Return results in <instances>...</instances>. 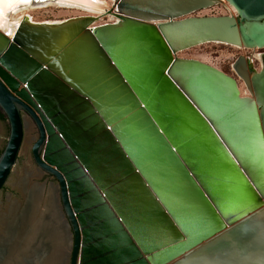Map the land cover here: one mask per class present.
Returning a JSON list of instances; mask_svg holds the SVG:
<instances>
[{"label": "water", "instance_id": "95a60500", "mask_svg": "<svg viewBox=\"0 0 264 264\" xmlns=\"http://www.w3.org/2000/svg\"><path fill=\"white\" fill-rule=\"evenodd\" d=\"M220 5L236 13L198 16ZM112 8L116 23L26 18L12 38L0 32V193L18 178L28 114L34 161L59 182L70 264H264V62L234 63L246 96L235 77L179 57L212 43L264 49V0Z\"/></svg>", "mask_w": 264, "mask_h": 264}, {"label": "flooded vegetation", "instance_id": "af4514ba", "mask_svg": "<svg viewBox=\"0 0 264 264\" xmlns=\"http://www.w3.org/2000/svg\"><path fill=\"white\" fill-rule=\"evenodd\" d=\"M252 50L256 51V49H251L250 51ZM257 51L264 57L263 49H257ZM257 64L261 69L259 62H257ZM24 116L26 137L28 135V131H30L31 135H37L38 138L39 131L35 121L28 114H25ZM37 138H32V141L30 140L31 142L29 141L26 146L24 142L25 150L28 148V151L26 152H29L28 155H31L34 167H30V172H25L24 174L23 172L19 173L18 178H15L14 196L7 193V187H5L0 193L1 200L6 196V207L9 205L12 207V209H8L9 212H7L4 217H0V264L4 262L9 255L13 241L23 242L25 239L34 235L33 232L36 230L38 225L42 226L44 221L46 225L49 215H46L45 213L50 208L55 209L57 215L59 214L57 218L59 221L57 220V222H55L59 230H55L61 237V241H59V243L62 244V249L64 250L63 256H61L63 257V259H61L63 263H61L70 264L68 247L70 243L71 229L67 227V217L62 208L59 182L54 176L42 171L35 163L32 155V147ZM33 168L34 170H32ZM47 204H49V206ZM56 204L57 207L59 206L58 211L56 210ZM2 226H8L6 229L8 232L7 236H2V234H4ZM20 232L22 236L20 235ZM43 232L44 233H37V236L33 241L34 244L32 245L31 256L26 254L24 257L27 260L23 262V264H47L52 254H54L56 242L51 237L50 231L46 230ZM19 246L22 248V244H19Z\"/></svg>", "mask_w": 264, "mask_h": 264}, {"label": "bare ground", "instance_id": "6f19581e", "mask_svg": "<svg viewBox=\"0 0 264 264\" xmlns=\"http://www.w3.org/2000/svg\"><path fill=\"white\" fill-rule=\"evenodd\" d=\"M109 2H107L105 0H98V3H89V2L81 3L80 0H60V2H58V0H55V1H46L44 3H33L32 2L30 5L21 6L16 11L10 13L7 19H8V23L9 24H18V25L26 18L31 23L37 24V25L61 24V23L65 22V21H56L55 20V21L39 22V21H36L34 19V17L32 16V13H34V12L41 11L43 9L47 10V9H50V8H56V9H63L65 11L66 10H78V11H82V12L84 11V12H87L86 15L80 16V17H97L98 21L103 20L105 17H107V18L109 17L110 21L108 23H106V24L116 23L118 21V19L115 16L110 15L107 12V11L113 9L112 8L113 7V0H110ZM226 8H227L228 12L230 13V15H234L236 13L235 10L232 7L226 5ZM76 18H79V17H76ZM97 23H96L95 26L106 25V24H103V23H101V24H99V23L97 24ZM14 29L15 28H13L12 31ZM214 44L224 45V46H231V47H234V48L239 49V50L245 49L244 47L227 45V44H222V43H214ZM248 59H249V61L251 60L253 65L256 64V62H259L261 65H263V62H264L263 56L260 55L257 52V49H256V51H253V58H248ZM206 64H208V63H206ZM239 85H240V83H239ZM240 89H241V92H242L243 95H246V96L249 95L243 89V87L241 85H240ZM37 176H39V175H37ZM47 205L49 206V204H47ZM51 206H53V205H51ZM11 209H12V207H11ZM15 211H17V210H15ZM45 214L49 215V219H48V222L46 223V225H45V221L43 222L42 226L38 225L36 230L34 231L35 233L33 232L34 235L29 237L28 239H25V241H23V242H21V241L18 242L17 241L15 248H12V246L10 245L11 246L10 253L7 256L6 260L4 262H2L1 264H23L24 259H25L24 256H26V254L31 256V253H32L31 249H32V245L34 244L33 241L35 240V238L37 236V233L38 232L44 233L43 231H46V230L50 231L51 237L56 242V246H55L56 248H55L54 254H52V257H50V260L48 261L47 264H62L63 263V261H61V259H63V257H61V256H63L64 250L62 249V244L59 243V241H61V237L56 232V230H59V229L57 228V226L55 224V222H57V220H58L57 219L58 215L55 212V209H53V208H50L49 210H47ZM14 216H15V214H14ZM21 232H20V235H21ZM19 244H22V248H20Z\"/></svg>", "mask_w": 264, "mask_h": 264}, {"label": "rangeland", "instance_id": "374dc122", "mask_svg": "<svg viewBox=\"0 0 264 264\" xmlns=\"http://www.w3.org/2000/svg\"><path fill=\"white\" fill-rule=\"evenodd\" d=\"M105 1L109 2L110 0H105ZM86 13L87 12H84V11L82 12V11H78V10H66L65 11L63 9L50 8L47 10L43 9L41 11L34 12V13H32V16L34 17V19L36 21H39V22L55 21V20L56 21H66L68 19L84 16V15H86ZM226 15H230L226 6L220 5V6L211 8L209 10L203 11V12L199 13L198 16H226ZM109 19H110L109 17L108 18L105 17L103 20L98 21V23L99 24H101V23L106 24L110 21ZM250 50L251 49L247 50L246 48L243 50H239V49H236V48L231 47V46L217 45V44L212 43V44L202 45V46L196 47L194 49L182 52L179 54V57L185 58V59L200 60L202 62L208 63L209 65H211L213 67L218 68L219 70L223 71L224 73L238 79V81H240L239 82L240 85L246 91L245 84L243 83V81L240 78L237 77L235 71L233 70V65L236 62V60L241 56H244L246 58H253V51H250ZM254 67L256 69L257 68L260 69L257 62H256V64H254ZM261 67H262V65H261ZM31 137L37 138V135L33 136V135H31V132L28 131L27 144L29 143L30 140L32 141ZM6 140H4V141H6ZM6 142L3 144V147L0 148V154L3 152L5 145H6ZM26 151H28V148L26 150H24L23 154H21L18 166L15 169V172L22 173V171H24L25 169L30 170V167L31 168L34 167L32 157H31V155H28L29 152H26ZM32 170H34V168ZM15 178H17L16 175L14 177H11L10 181L8 182V184L6 186L8 189L7 193L11 194L13 196H14V189H15L14 183L16 182ZM5 200H6V196L3 197L2 200L0 199V209H1L0 211H6L4 209V207H6V201ZM6 208L8 209V206Z\"/></svg>", "mask_w": 264, "mask_h": 264}, {"label": "snow or ice", "instance_id": "6c2138e0", "mask_svg": "<svg viewBox=\"0 0 264 264\" xmlns=\"http://www.w3.org/2000/svg\"><path fill=\"white\" fill-rule=\"evenodd\" d=\"M33 2V0H0V32H3L9 38L14 36L12 31L13 28H19L18 24H9L8 16L10 13L16 11L21 6H28ZM38 3H44L45 0H36ZM60 2V0H58ZM81 3L89 2V3H98V0H80ZM119 10V9H118ZM139 38H133V42L129 46V54L135 56L137 44L136 40ZM179 63V62H173Z\"/></svg>", "mask_w": 264, "mask_h": 264}, {"label": "crops", "instance_id": "0c3cea01", "mask_svg": "<svg viewBox=\"0 0 264 264\" xmlns=\"http://www.w3.org/2000/svg\"><path fill=\"white\" fill-rule=\"evenodd\" d=\"M10 134V126L7 118L0 110V148L3 147V144L7 141V137ZM6 140V141H4Z\"/></svg>", "mask_w": 264, "mask_h": 264}, {"label": "built area", "instance_id": "2783aa9c", "mask_svg": "<svg viewBox=\"0 0 264 264\" xmlns=\"http://www.w3.org/2000/svg\"><path fill=\"white\" fill-rule=\"evenodd\" d=\"M247 92V91H246Z\"/></svg>", "mask_w": 264, "mask_h": 264}]
</instances>
